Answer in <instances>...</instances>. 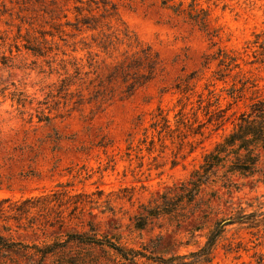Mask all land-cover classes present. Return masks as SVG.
Segmentation results:
<instances>
[{"label": "rangeland", "instance_id": "1", "mask_svg": "<svg viewBox=\"0 0 264 264\" xmlns=\"http://www.w3.org/2000/svg\"><path fill=\"white\" fill-rule=\"evenodd\" d=\"M52 1L0 0V53L12 57L11 65L0 68V234L42 249L80 233L141 254L132 262L105 245L71 242L42 260L0 251V264H154L150 257L197 249L201 233L196 244H186L189 229L200 224L183 216L188 209L154 217L143 230L133 227L132 217L140 204L156 203L161 193L185 179L229 131L235 116L264 95V63L256 61L255 47L248 44L253 33L264 32V0H196L208 12L206 29L162 6L161 0H120L118 19L110 29L103 26L112 40L107 47L99 46L101 28L75 30L64 19H50L44 8L53 7ZM190 1L169 3L182 2L187 8ZM27 40L39 42L45 54L25 49ZM217 48L236 56L239 65L221 80L217 61L205 64L206 55ZM73 62L82 80L61 91L60 80L73 74ZM193 71L199 73L190 80V89L179 92L175 84ZM242 85L241 97L229 96L231 87ZM179 99L188 116L195 111L204 124L203 135L183 140L196 141L186 155L189 146L179 145L182 136H166L161 146L150 127L159 106L175 128ZM217 106L224 109L225 122L216 128ZM42 113L48 121L38 120ZM235 181L243 184L239 192L219 195L245 205L264 194L263 184L252 187L239 176ZM60 183L68 184L70 194H87L81 197L86 201L83 211L64 205L63 219L34 209L22 213L24 199L56 191ZM90 199L100 202L91 204ZM214 207L226 211L223 204ZM215 218L210 216L204 231ZM232 234L228 231L226 237ZM233 237L248 241L244 231ZM250 254L237 257L218 248L210 264H254Z\"/></svg>", "mask_w": 264, "mask_h": 264}, {"label": "trees", "instance_id": "2", "mask_svg": "<svg viewBox=\"0 0 264 264\" xmlns=\"http://www.w3.org/2000/svg\"><path fill=\"white\" fill-rule=\"evenodd\" d=\"M60 1L62 4L53 0V7L44 8L45 12L49 13L50 19H64L65 25L71 26L75 30H81L82 28L97 30L101 28L103 38L99 46L107 47L112 42V40H109L110 35L105 34V31H103V26L110 29L112 27L110 25L111 21L118 19L120 0ZM169 1L171 0H161L160 3L162 6L171 9L175 14L184 15L200 28L206 29L208 26V12L204 8L197 7L196 0H191L187 8L183 7L182 2L169 3ZM64 6H69L70 9H65ZM50 36H53V34H50ZM248 44L255 47L254 56L256 61L264 63V32L253 33V39ZM14 46L18 51L19 46ZM23 47L33 54H45L39 42L31 43L27 40ZM9 52H11V47ZM205 58V64L213 60L217 61L219 70L216 74L220 80L228 74V71L239 67L236 56L221 48H217L215 52L206 55ZM11 61L12 57L5 55L3 52L0 53V68L11 65ZM72 65L74 67L73 74L60 80L59 90L61 91L82 80L80 67L75 62ZM198 73V71H193L188 76L180 79L175 84V88L185 94L190 89V80L197 77ZM243 89V85L241 88L231 87L229 96L233 99L241 97ZM211 93L213 92L211 91ZM14 96L15 93L12 94V100ZM215 99L217 100V98ZM15 101L20 105H24V101L20 97H15ZM178 102H180V107L175 113V128H170L169 119L159 106L152 113L150 127L157 131V138L161 146L165 145L163 140L166 136H172L174 133H178L177 136H182L179 145L188 144L189 149L185 152L186 155L194 150L196 141L183 140L186 137L203 135L202 128L204 124L198 120L195 111H191V117L188 116V112L184 111L185 102L181 103V99ZM215 111L217 128L225 122L224 109L217 106ZM211 115L210 112L209 122L212 120ZM38 120L48 121L49 117L42 113ZM196 122L197 124L194 125ZM170 139L174 138L170 137ZM129 145H131V142H129ZM237 176L241 179H249L252 187L258 183L264 185V95L251 100L246 108L235 116L229 131L203 154L199 165L194 167L185 179L173 184L172 187L161 193L156 203L140 204L138 207L140 210L132 217L135 229L143 230L149 220L154 217L173 215L182 210L185 212L188 209L183 216L186 219L193 217L194 222H200V224L193 225L189 229L187 246L196 244L194 239L197 233H201L203 237L202 243L195 250L169 257H150L148 260L154 264H210L214 259L216 250L221 248L225 254H235L237 257L240 256L241 252L250 251V258L254 264H263L264 194L255 195L251 201L245 202V205L241 200L232 202L231 198L224 199L223 196L219 195V192L224 191L225 194L231 197L234 192L241 190L240 186L243 184L235 181ZM67 186L68 184L60 183L56 185V187H59L56 191L24 199L21 202L20 210L23 214H28L31 209L43 215L57 213V217L62 219L64 218L62 216V206L64 205H71L72 211H83L86 201H83L81 197H86L87 194L82 192L70 194ZM88 202L95 204L100 201L99 199H90ZM215 203L218 207L223 204L226 211H217L218 208L214 207ZM197 212H199V216H196ZM211 215L216 216V218L204 231ZM231 230L233 231L232 236L230 238L226 237V233ZM240 231L248 234V241L245 242L239 237L237 239L233 237ZM71 242L105 245L116 251L124 259L132 262L141 254L137 249L125 248L110 239L80 233L68 234L64 241L46 245L42 249L37 245L12 241L0 234V251L20 253L24 256L39 255L42 260L55 251L66 248Z\"/></svg>", "mask_w": 264, "mask_h": 264}]
</instances>
